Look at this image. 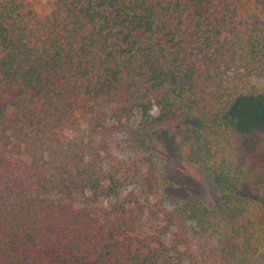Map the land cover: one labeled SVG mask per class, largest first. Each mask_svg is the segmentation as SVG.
<instances>
[{"label":"trees","instance_id":"16d2710c","mask_svg":"<svg viewBox=\"0 0 264 264\" xmlns=\"http://www.w3.org/2000/svg\"><path fill=\"white\" fill-rule=\"evenodd\" d=\"M259 94L264 0H0V264H250L264 201L240 188L264 195V168L229 112ZM155 131L215 208L166 202Z\"/></svg>","mask_w":264,"mask_h":264},{"label":"rangeland","instance_id":"374dc122","mask_svg":"<svg viewBox=\"0 0 264 264\" xmlns=\"http://www.w3.org/2000/svg\"><path fill=\"white\" fill-rule=\"evenodd\" d=\"M229 114L238 121L239 130L243 135L236 148V160L239 167L248 171L259 163V166L264 168V95L238 96ZM141 145L146 153L156 159L168 182L165 189L166 202L172 201L170 198L178 200L192 198L210 208L216 207L222 189L213 181L211 174L204 172L199 164L178 159L167 135L161 131H155L145 138ZM240 192L244 196L258 200L260 202L258 204L264 201L262 190L256 186L243 184ZM160 231V225L144 215L136 223L134 233L139 237H150L160 236ZM163 235L161 239L168 245L169 236ZM251 242L258 247L253 249L250 264H264V239L260 241L258 237H255ZM10 250L14 251L13 248Z\"/></svg>","mask_w":264,"mask_h":264}]
</instances>
